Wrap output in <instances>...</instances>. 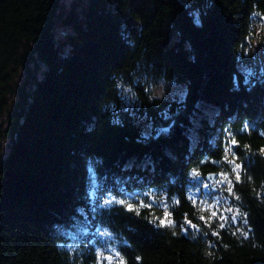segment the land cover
<instances>
[{"label": "trees", "instance_id": "obj_1", "mask_svg": "<svg viewBox=\"0 0 264 264\" xmlns=\"http://www.w3.org/2000/svg\"><path fill=\"white\" fill-rule=\"evenodd\" d=\"M60 3L0 0V264H264V0H86L57 38Z\"/></svg>", "mask_w": 264, "mask_h": 264}, {"label": "rangeland", "instance_id": "obj_2", "mask_svg": "<svg viewBox=\"0 0 264 264\" xmlns=\"http://www.w3.org/2000/svg\"><path fill=\"white\" fill-rule=\"evenodd\" d=\"M86 0H61L60 7L58 10V24L56 26L55 30V36L59 38L63 31L65 29V25L61 23L62 18L71 10L79 11L82 6H84ZM253 31H254V42L252 43L253 50L256 53L257 60L256 63L260 70L264 71V53L260 52V42L257 39V35L259 34L258 31L261 27V21L258 19H255L253 22H251ZM184 89L181 85L174 84V83H159L155 89H153V93L157 96L164 95V96H170L173 94H179L181 95L183 93ZM3 126V125H2ZM8 139L6 137H0V149L2 152L6 151ZM209 203H206L202 201V206L207 207L206 212L210 215L212 212H215L216 215L220 217V219L226 220L227 218H230L233 222H236L237 218V211L232 209L229 203L226 201H223L222 198L219 195H213L211 198H209ZM164 208V205H162Z\"/></svg>", "mask_w": 264, "mask_h": 264}, {"label": "snow or ice", "instance_id": "obj_3", "mask_svg": "<svg viewBox=\"0 0 264 264\" xmlns=\"http://www.w3.org/2000/svg\"><path fill=\"white\" fill-rule=\"evenodd\" d=\"M262 19H264V17H262ZM236 144V141L233 139L231 140V145H235ZM227 151H231V148H228ZM231 162V161H230ZM239 168H240V165L237 164L234 168V171L236 172V180H239L240 176H239ZM223 175V174H222ZM223 182H228L229 185H231L232 181L229 180V178L224 175L223 176V180L221 181H218V183H223ZM227 191H229V193L232 192V188L229 187L227 189ZM113 201L111 200H106L105 201V204H110L112 203ZM117 203H121V204H124L125 202L124 201H116ZM143 207H149L150 205H142ZM129 207V210H134L132 208L131 205H128ZM212 216H216V213L215 212H212L211 214ZM165 223L167 224H171V220L168 219V214H165V217L163 219L160 220V224L161 225H164ZM98 259H103V260H107L108 261V264H112V261L115 259L116 260V264H125L124 260L119 256V253H115V256H112V255H109V256H102L101 254H98Z\"/></svg>", "mask_w": 264, "mask_h": 264}]
</instances>
